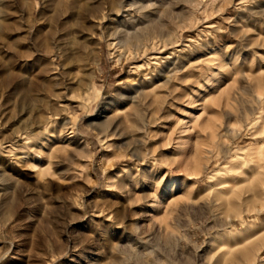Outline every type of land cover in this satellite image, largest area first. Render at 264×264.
I'll return each instance as SVG.
<instances>
[{
	"label": "rangeland",
	"instance_id": "rangeland-1",
	"mask_svg": "<svg viewBox=\"0 0 264 264\" xmlns=\"http://www.w3.org/2000/svg\"><path fill=\"white\" fill-rule=\"evenodd\" d=\"M133 1L0 0V264H264V0Z\"/></svg>",
	"mask_w": 264,
	"mask_h": 264
},
{
	"label": "bare ground",
	"instance_id": "bare-ground-1",
	"mask_svg": "<svg viewBox=\"0 0 264 264\" xmlns=\"http://www.w3.org/2000/svg\"><path fill=\"white\" fill-rule=\"evenodd\" d=\"M132 5H133V6H135V5L138 6V7H139L138 10H140V11H141L140 8H146L145 0H134L133 3H132ZM135 8H136V7H135ZM142 11H143V10H142ZM149 15H150V14H149ZM134 20H135V18H134ZM137 20H138V19H137ZM137 22H139V21H137ZM131 23H133V24H132V26H131V25H130V26H131L132 28H134L133 25H135V22H131ZM139 24L143 25L144 23H140V22H139ZM145 24H146V23H145ZM135 26H136V25H135ZM139 26H140V25H139ZM144 27H145V26H144ZM125 28H126V25H125V27H124V29H123L124 31L121 30L120 32H121V33H124V32L126 33ZM132 28H130V30H131L130 32H132ZM137 28H138V27H137ZM137 28H134V29L136 30ZM128 29H129V26H128ZM128 29H127V30H128ZM142 29H143V27H142ZM142 29H139V28H138V30H136V32L133 31V33L135 32V34L133 35V37L130 35L131 33L129 34V31H127L128 34H129V36L132 37L133 41L136 40L135 38H137V40H138L137 42H139V45L141 44V42L139 41V39H140L141 37H140V38L137 37V36H138V33H137V32H138V31L140 32V30L142 31ZM144 29H145V28H144ZM145 30H146V29H145ZM122 31H123V32H122ZM142 32H143V31H142ZM125 33H124V34H125ZM140 33H141V32H140ZM136 34H137V35H136ZM125 35L127 36V33H126ZM135 35H136V36H135ZM139 35H140V34H139ZM121 36H122V34H121ZM138 38H139V39H138ZM127 39H129V38L127 37V38H125L124 40L127 41V42H129V41L131 42V40H127ZM130 39H131V38H130ZM123 42H124V41H123ZM130 42H129V43H130ZM134 42H136V41H134ZM137 42H136V43H137ZM133 44H134V43H133ZM134 46H138V45L135 44ZM134 46H133V47H134ZM139 47H140V46H139ZM134 48H135V47H134ZM140 48H141V47H140ZM136 51H137V49H136ZM124 105H125V104H124Z\"/></svg>",
	"mask_w": 264,
	"mask_h": 264
}]
</instances>
